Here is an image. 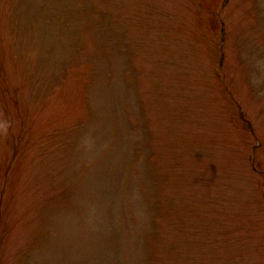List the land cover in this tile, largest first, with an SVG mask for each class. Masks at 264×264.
<instances>
[{
    "label": "rangeland",
    "instance_id": "374dc122",
    "mask_svg": "<svg viewBox=\"0 0 264 264\" xmlns=\"http://www.w3.org/2000/svg\"><path fill=\"white\" fill-rule=\"evenodd\" d=\"M0 264H264V0H0Z\"/></svg>",
    "mask_w": 264,
    "mask_h": 264
}]
</instances>
